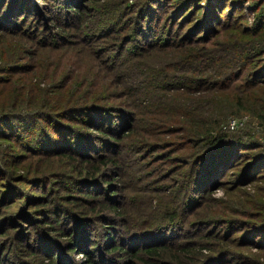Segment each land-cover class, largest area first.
I'll return each instance as SVG.
<instances>
[{
	"label": "rangeland",
	"instance_id": "1",
	"mask_svg": "<svg viewBox=\"0 0 264 264\" xmlns=\"http://www.w3.org/2000/svg\"><path fill=\"white\" fill-rule=\"evenodd\" d=\"M67 2L0 0V264H90L94 257V264H158L143 249L161 233L171 247L194 246L189 264H264L261 154L242 147L230 164L215 165L223 166L219 175L201 174L210 181L203 189L182 131L133 133L132 147L116 137L129 132L127 123L115 125L130 108L127 90L146 81L120 60L129 54L137 68L171 74L186 50L212 49L237 62L213 73L221 89L204 99L227 105L229 132L264 144V80L245 83L264 71V0ZM240 66L246 87H221L219 79ZM170 77L156 80L174 84ZM62 129L99 141L81 136L82 145ZM162 205L184 211L170 223L159 216ZM157 220L163 229L153 232ZM164 252L181 264L174 249Z\"/></svg>",
	"mask_w": 264,
	"mask_h": 264
},
{
	"label": "trees",
	"instance_id": "2",
	"mask_svg": "<svg viewBox=\"0 0 264 264\" xmlns=\"http://www.w3.org/2000/svg\"><path fill=\"white\" fill-rule=\"evenodd\" d=\"M65 3H68L67 0H65ZM69 4H73L72 0H70ZM80 11L82 13L84 12L83 14L87 13V11L85 10L80 9ZM144 12L146 13V11ZM262 15L263 18L259 19V24L264 23V12H262ZM260 51L262 54L264 53V46L260 48ZM223 55L224 54L219 55L213 52L212 49L186 50L184 55H182V58H179V61H174L171 63L172 68H167L170 72H172L171 74H168L163 70H158L157 68H146V66H142L143 70L141 69V67L137 68L136 66H138L139 64L136 60H129V58L131 57L129 54L128 57H124L123 60H120L119 62L123 64L128 61L126 64L134 65L132 67V71L137 72L138 75L144 74L146 76V81L141 85H138L137 87H131L127 90V95L130 99L128 101L130 103V108L124 109L126 112L125 115L120 116L122 117V122L120 121V119V123L116 121L115 125L116 127H120V125L122 126L123 124L127 123L128 126L126 125V129L129 132L125 133V128L118 132H123L122 136H116L118 141L124 140L125 144L126 142L131 141L127 144V146H130L131 144L132 147H135V145L137 144L136 141L139 140V137H135L133 133L143 131L144 134L142 135H144V137H148L147 135L159 134L161 132V129H165V131H167L168 133L173 131H182V137L189 141V145L191 147L195 148V155L197 156H195L193 160H195L194 165L197 166V182L200 183V186H203V189L207 188V185L210 184V181L206 178L205 174H201L203 172H209L210 168V174L216 171V174L219 175L221 168L223 169V166L230 164L237 152H241L240 149L242 150V147H247L248 149H250V151L248 150L249 152H247L250 154H255L256 152H258L259 154H261L260 160L264 161V144L261 143L258 138H256L255 136L247 137L240 132H229V128L222 123L228 116V109H226L227 105L220 106L218 105V103H215L218 102L219 98L215 99L214 97H208L204 99V95L208 90L213 91L214 89H221L218 88V77H215L213 73L221 71V69L227 67L230 64L231 66H233L237 62V59H230L227 55ZM241 69L242 68L240 66L234 71H231L230 73L222 76L219 80H222L225 86L221 87L229 89L245 88L246 84H244L243 81H238V79L242 77L241 74L243 70ZM224 73L225 71H222L221 75ZM157 74L165 76V79L171 76L170 78L175 79L173 81V83H175L171 84L168 80L165 81V79L162 83H159L156 80ZM251 74L252 76L249 77L248 75L245 79L247 87H256L259 85V82H263L264 71L262 73L259 71H254L251 72ZM259 74L260 77L258 78ZM211 77L212 80L209 82L210 86H208L207 81H209ZM224 79H226V81H223ZM212 84L218 86H211ZM181 86L185 88H179ZM260 87L264 88V86L262 85L258 86V88ZM238 99L240 100L241 97H239ZM208 101L212 102L209 103ZM236 101L238 102V100ZM238 105H240L239 102ZM261 106L262 108H264V103L261 104ZM57 109L61 110L62 108ZM65 109L63 107V110ZM39 115L42 116L43 114ZM261 115L264 116V113H262ZM127 119L129 120L127 122H124ZM50 123L54 128L55 126H57L53 124L52 121ZM45 129L51 130L49 128ZM108 129L110 132H116V134H118L117 129L110 127H108ZM65 132H71L72 135H74L75 139L80 141L82 145H84L82 143V141H84V137H86V139H88L89 142H91V144L93 145L95 142L99 141V139H94L93 137L89 136V133L88 135H79L80 132L78 133L74 129H62L61 135L63 136ZM119 149L117 147H114V150L116 151H118ZM113 160L114 162L116 161L114 156ZM217 163H220L223 166L220 167L219 165L220 168H217V166H215ZM255 166H257V164H255ZM197 185L198 184H196L195 186ZM140 202L143 201H139V203ZM160 210L161 214L159 216L164 215V217H168L171 223L174 222V219L179 211H184V206L183 208H181L178 205V207L174 209L173 207L169 206H166L165 208L162 205ZM161 224L162 226L164 225L163 220L154 221L151 225H149L151 226V231L155 232V229H163ZM182 228L183 227L180 226L179 230L176 229V233L182 232ZM161 236L156 237V241L154 240V242L150 241L148 243H145V248L143 249V251L146 252L147 255H149V258L146 257L148 258V261L151 260L150 257L152 256L157 258L158 264H171L170 259L163 258L164 255L166 256V252L164 251L165 249H174L172 256L174 258L181 257V264H189L191 262V260L185 262L184 258L194 250V246L192 244L188 243V241L186 240L178 241L177 239L176 241H178L180 245L171 247L168 245V243H166L164 239V236H166V234L161 233ZM75 242L80 244V241L78 239H76ZM78 244L71 246L69 250L71 251L75 249ZM200 250V253H203L202 246L200 247ZM81 251H87L92 255V252L88 248H84ZM143 256V254H140V257ZM87 261H89L90 264H94V261L99 262V258H89L87 259ZM204 263L205 262L201 264ZM132 264L138 263L134 262Z\"/></svg>",
	"mask_w": 264,
	"mask_h": 264
},
{
	"label": "built area",
	"instance_id": "3",
	"mask_svg": "<svg viewBox=\"0 0 264 264\" xmlns=\"http://www.w3.org/2000/svg\"><path fill=\"white\" fill-rule=\"evenodd\" d=\"M231 126H232V127H236V120H235V119H233V120L231 121Z\"/></svg>",
	"mask_w": 264,
	"mask_h": 264
}]
</instances>
